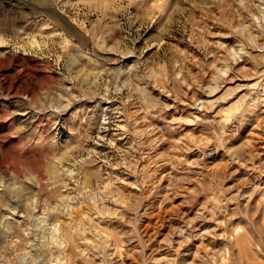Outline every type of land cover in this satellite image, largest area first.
<instances>
[{"label":"rangeland","instance_id":"1","mask_svg":"<svg viewBox=\"0 0 264 264\" xmlns=\"http://www.w3.org/2000/svg\"><path fill=\"white\" fill-rule=\"evenodd\" d=\"M0 264H264V0H0Z\"/></svg>","mask_w":264,"mask_h":264},{"label":"bare ground","instance_id":"2","mask_svg":"<svg viewBox=\"0 0 264 264\" xmlns=\"http://www.w3.org/2000/svg\"><path fill=\"white\" fill-rule=\"evenodd\" d=\"M118 258V257H117Z\"/></svg>","mask_w":264,"mask_h":264}]
</instances>
